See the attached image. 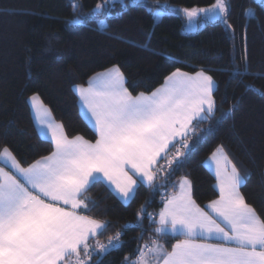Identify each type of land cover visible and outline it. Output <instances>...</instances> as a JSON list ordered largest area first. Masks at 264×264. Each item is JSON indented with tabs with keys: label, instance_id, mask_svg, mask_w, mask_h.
<instances>
[{
	"label": "trees",
	"instance_id": "trees-1",
	"mask_svg": "<svg viewBox=\"0 0 264 264\" xmlns=\"http://www.w3.org/2000/svg\"><path fill=\"white\" fill-rule=\"evenodd\" d=\"M98 1L0 0V151L7 147L22 167L52 152L51 142L37 132L30 96L40 97L67 137L94 142L97 136L80 115L74 85H86L94 74L115 66L129 93L138 96L154 92L176 70L204 71L215 83L216 110L191 125L189 148H182L179 158L184 163L168 167L176 142L155 166L162 171L154 186L138 182L132 200L122 203L101 181L81 197L88 204L83 214L106 225L88 241L93 250L88 264H134L140 249L153 240L170 250L181 237L157 235L147 214L157 220L182 178L190 181L192 198L201 208L216 199L215 178L206 159L217 149L238 167L245 179L240 192L264 220V4L226 0L229 8L223 21L185 34L181 14H163L155 22L147 7L156 1L207 7L215 0H126L124 6H108L109 16H93ZM72 2H77L76 10ZM250 8L255 18L245 15ZM102 16L107 17L106 25L100 28L96 19ZM247 85L252 88L246 90ZM142 205L146 214L138 221ZM138 222L141 226L135 227ZM117 232L122 233L118 248L104 255L96 251L97 242L107 244ZM79 252V259H86L84 249ZM76 261L70 258L66 264Z\"/></svg>",
	"mask_w": 264,
	"mask_h": 264
},
{
	"label": "snow or ice",
	"instance_id": "snow-or-ice-1",
	"mask_svg": "<svg viewBox=\"0 0 264 264\" xmlns=\"http://www.w3.org/2000/svg\"><path fill=\"white\" fill-rule=\"evenodd\" d=\"M107 2L97 3L96 11L104 9ZM77 7L74 3L73 8ZM228 8L226 0H216L212 8L199 12L225 17ZM184 11L189 19L197 15L196 9ZM245 15L255 18L252 10ZM124 84L123 74L113 67L94 76L89 87L75 88L88 118L94 121L95 143L81 136L69 139L62 125L52 121L48 110L38 104V97L30 98L40 127L46 129L54 147L50 155L27 168L17 163L7 147L0 151V161H11L18 173L0 167V264H58L72 254L77 256L76 264H88L93 255L88 240L106 226L75 211L88 206L81 197L89 186L102 176L123 201L132 200L138 184L134 177L154 186L162 171L155 166L175 138L184 141L182 148H189L186 137L192 121L205 119V113L211 117L216 110L215 84L203 71L195 76L174 72L151 95L132 96ZM250 88L246 86V90ZM183 155L177 148L168 167L175 164L179 168ZM210 159L216 167L220 193L219 199L208 205L212 212L196 206L191 183L182 178L180 191L167 198L158 220L147 215L150 224L157 225V235L171 232L184 239L170 252L153 240L151 247L145 246L147 251L140 249L138 264H264V220L240 194L244 177L222 149ZM60 205H70L72 210ZM145 214L142 205L138 221ZM140 226L139 222L135 225ZM121 235L109 236L107 244L97 242L96 251L104 255L118 248ZM198 238L223 243H197ZM81 247L86 259H79Z\"/></svg>",
	"mask_w": 264,
	"mask_h": 264
},
{
	"label": "crops",
	"instance_id": "crops-1",
	"mask_svg": "<svg viewBox=\"0 0 264 264\" xmlns=\"http://www.w3.org/2000/svg\"><path fill=\"white\" fill-rule=\"evenodd\" d=\"M113 67H115V66H113ZM113 67H110V68H108V69H106V70H104V71H102V72H98V73H96V74H94L91 78H90V80L94 77V76H96L97 74H99V73H103V72H106L107 70H109V69H111V68H113ZM118 68V67H117ZM120 70V69H119ZM177 71H179V72H181V73H187V72H183V71H180V70H176V71H174V72H177ZM121 72V71H120ZM174 72H172V73H174ZM197 72H200V71H197ZM197 72H195V73H187L188 75H190V76H195V74L197 73ZM204 72V71H203ZM122 73V72H121ZM171 73V74H172ZM206 75H209L208 73H206V72H204ZM171 74H169L167 77H169ZM124 76V75H123ZM210 76V75H209ZM167 77L165 78V80L167 79ZM125 78V77H124ZM89 80V81H90ZM165 80H164V82H163V84L159 87V88H161V87H163L164 85H165ZM214 81V80H213ZM125 82H126V79H125ZM215 84V83H214ZM77 86H80V87H85V88H87V87H89V82H88V84H86V85H74L73 86V91H74V93L76 94V96H77V98H78V109H79V112H80V115L82 116V118L85 120V122L89 125V127L95 132V134H96V136H97V133H96V131H95V128H94V121H91L89 118H88V116L90 115V114H87V109L86 108H84V107H82V102H81V100H80V97H79V94L75 91V88L77 87ZM124 87H126V85L124 84ZM158 88V89H159ZM157 90V89H156ZM155 90V91H156ZM154 91V92H155ZM152 94V93H151ZM151 94H145V95H151ZM33 96H36V97H38V104H41V105H43V108H45V109H47L48 110V112L50 113V119L52 120V121H54L56 124H60V123H58L56 120H54V118L52 117V114H51V112H50V110H49V108L47 107V106H45V104L42 102V100L40 99V97L39 96H37V95H33ZM32 96H30L29 98H28V106H29V109H30V112H31V115H32V119H33V121H34V124H35V126H36V129H37V132H38V134L43 138V139H46V140H48L49 142H51V137H50V135H45V132H46V129H41V127H40V124H39V119H38V117H37V113L35 112V110L33 109V107H32V101H31V98ZM205 115V118H207L208 116L206 115V113L204 114ZM198 120V119H197ZM197 120H193L192 121V123H191V125L195 122V121H197ZM191 125L189 126V131H188V134H189V132H190V130H191ZM62 130H63V128H62ZM63 133L65 134V132H64V130H63ZM187 134V135H188ZM66 135V134H65ZM76 137V136H75ZM69 138V137H68ZM72 138H74V137H72ZM72 138H69V139H72ZM97 138H98V136H97ZM86 140V139H85ZM88 141V140H87ZM178 141H181V138L180 137H176L175 138V140H174V142H173V144L172 145H170L169 146V148L166 150V153L169 151V149L174 145V143H176V142H178ZM90 142V141H89ZM90 143H95V141L94 142H90ZM51 144H52V142H51ZM52 146H53V144H52ZM54 147V146H53ZM53 151V150H52ZM217 151V150H216ZM216 151H214V152H216ZM213 152V153H214ZM212 153V154H213ZM51 154V153H50ZM49 154V155H50ZM212 154L206 159V167L208 168V170L211 172V174L214 176V178H215V189H216V192L218 193V196H217V198L216 199H214V200H218L219 199V197H220V193H219V187H218V180H217V175H216V167H215V164L213 163V161L210 159L211 157H212ZM223 155H225V156H227L224 152H223ZM48 156V155H47ZM165 156V154H162V157H164ZM161 157V158H162ZM160 158V159H161ZM228 158V157H227ZM16 159V158H15ZM42 159V158H41ZM41 159H39V160H41ZM159 159V160H160ZM229 159V158H228ZM16 161H17V159H16ZM38 161V160H37ZM36 162V161H35ZM34 162V163H35ZM17 163L19 164V162L17 161ZM33 163V164H34ZM20 165V164H19ZM32 165V164H31ZM30 165V166H31ZM21 166V165H20ZM0 167H2V168H4V170L6 171V172H9L10 174H16L17 176H18V173H16V171H15V169L14 168H12L11 167V161H7V162H4V161H0ZM22 167V166H21ZM29 167V166H28ZM23 168H27V167H23ZM128 171H129V173L130 174H132V170L131 169H128ZM229 171H230V168H229ZM134 178H136L137 180H138V182H140V180H139V178L138 177H134ZM99 181H101V182H103L108 188H109V190L122 202V203H126L125 201H123L120 197H119V194L115 191V188H114V186H110L109 184H108V182L106 181V180H104L103 179V177L101 176V178H100V180ZM181 181V180H180ZM180 181L178 182V186H177V188H178V190H177V192L176 193H178L179 191H180V188H179V184H180ZM140 183H142V184H144V185H146V186H148L147 185V183L146 182H140ZM175 193V194H176ZM240 194H241V192H240ZM174 195V194H173ZM242 195V194H241ZM170 196H172V195H170ZM169 196V197H170ZM191 196H192V193H191ZM193 199V198H192ZM166 200H167V198L165 199V201H164V204H165V202H166ZM214 200H212V201H214ZM193 201H194V199H193ZM212 201H210L209 203H207L206 204V206H205V208H201L200 206H198V204L195 202V204H196V206L197 207H199L200 209H202V210H204V211H206V212H209V213H211L212 212V210L208 207V205L212 202ZM164 204H163V207H162V209L164 208ZM60 206H62V207H65L67 210H69V211H71L72 209H71V206L70 205H60ZM161 209V210H162ZM83 207H81V208H78V209H76L75 211L77 212V214L78 215H84L83 214ZM213 215H215L214 213H212ZM158 218H159V214H158V217H157V220H158ZM156 227H157V225H156ZM159 236H170V237H181L179 240H182V239H184V237L182 236V235H174V234H172L171 232H168L166 235H164V234H161V235H159ZM96 237V236H95ZM95 237H90L89 238V240L90 239H93V238H95ZM88 240V241H89ZM179 240H177L173 245H175ZM196 242L197 243H205V242H207V243H223L222 241H217V240H215V239H209V240H204V239H201V238H198L197 240H196ZM158 243L160 244V245H162L163 246V248H164V250H165V252H170L171 250H172V247H173V245H172V247H171V249L170 250H168V251H166V247H165V245L163 244V242H161V241H158ZM152 246V243H150V245H149V247H151ZM83 247H81L80 249H82ZM80 251V250H79ZM75 257H77L75 254H72L71 256H68L65 260H62V261H59L58 262V264H66V263H68L67 262V259H72V258H75ZM139 258V257H138ZM138 258L136 259V261H135V263L134 264H138ZM153 264H154V262H153Z\"/></svg>",
	"mask_w": 264,
	"mask_h": 264
},
{
	"label": "rangeland",
	"instance_id": "rangeland-1",
	"mask_svg": "<svg viewBox=\"0 0 264 264\" xmlns=\"http://www.w3.org/2000/svg\"><path fill=\"white\" fill-rule=\"evenodd\" d=\"M141 1H146V0H132L133 3H138ZM263 4H264V0H260ZM216 2V0H215ZM215 2L213 4H215ZM77 2H72V6L73 4ZM98 3L104 4L105 0H99ZM126 3V0H108L107 5L104 9H102L101 11H96V8H94L93 10V16H98V15H102L104 13H107V16L110 15V13L107 11V7H114V4H121L122 6H124ZM212 5L207 6V7H194V8H185L182 6H177V5H171L165 1H156L151 3V6H148L147 9L149 12L152 13L155 22L159 21V19L161 18V16L163 14H168V13H177V14H181L184 19H185V24H184V28L183 31L185 34H194L196 32H198L199 28H203L205 27L207 24L209 23H216L218 21H223V19L225 17H215L213 18V14L212 13H201L199 12V9H210L212 8ZM74 9V8H73ZM77 8H75L74 10H76ZM185 9H196L197 10V15L194 16L193 18L189 19L188 16L185 14ZM248 10H252L251 8ZM253 12V10H252ZM227 15V14H226ZM106 18L107 17H100L98 19H96L97 24L100 28L105 27L106 25ZM226 26H228L227 24H225ZM229 28V26H228ZM140 256V255H139Z\"/></svg>",
	"mask_w": 264,
	"mask_h": 264
},
{
	"label": "built area",
	"instance_id": "built-area-1",
	"mask_svg": "<svg viewBox=\"0 0 264 264\" xmlns=\"http://www.w3.org/2000/svg\"><path fill=\"white\" fill-rule=\"evenodd\" d=\"M182 144H183V143H182ZM182 144H181V147H182ZM145 246H147V245H144L142 249H144V250H145V249H146V247H145ZM90 252H92V253H93V250H90ZM81 259H82V258H81ZM74 264H76V262H75Z\"/></svg>",
	"mask_w": 264,
	"mask_h": 264
}]
</instances>
